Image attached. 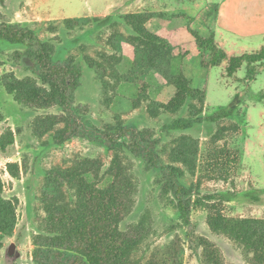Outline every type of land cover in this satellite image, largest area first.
Listing matches in <instances>:
<instances>
[{"label": "rangeland", "instance_id": "obj_1", "mask_svg": "<svg viewBox=\"0 0 264 264\" xmlns=\"http://www.w3.org/2000/svg\"><path fill=\"white\" fill-rule=\"evenodd\" d=\"M145 1L147 0H0V23L34 30L41 40L53 46L56 59L73 58L81 64L83 78L75 93V104L88 109V115L83 120L92 128L102 130L108 126L126 124L142 131L147 130L161 141L159 148L164 152L162 159L167 165L173 163V150L198 148L195 174L190 173L187 166L181 163L175 165L185 170L186 182L199 185L203 195H234L231 202H224L221 206L229 217L264 220V102L255 99L264 92V67L256 80L251 82L246 81L249 70L247 64L235 76L228 75L227 62L208 72L202 66L201 53L192 36L193 42L181 33V45H177L178 57H175V48L168 37L173 48L172 74L182 73L192 81L193 87L200 90L207 88L205 115L211 116L221 109L234 110L231 118L219 124L206 121L193 130L181 133L168 130L166 126L176 118L187 117L188 110L179 114H153L148 103L138 102L140 85L122 82L116 87L109 70L104 78L109 87L105 89L97 72L86 63V57L100 63L104 62V57L119 58L117 50L121 46L123 59L115 64V69L121 75L131 72L136 58L135 49L125 41L130 37V30L125 19L121 18L130 14L147 13ZM220 1L222 0H208L209 3L200 6L194 0H167L171 6L169 10L150 13H166L160 19H155L165 28L178 20L181 21V30L183 27L186 31L192 28L204 38L214 35L219 44L223 35L215 27V15ZM212 2L215 5H210ZM211 15L213 22L209 25ZM68 18L82 19L86 23L84 27L70 31L63 25ZM98 18H109V21L94 22ZM112 21L118 22L119 26L111 27ZM260 40L254 41L255 46ZM223 43L222 48L233 54V49L225 45V37ZM3 50L5 53L0 71V137L7 130H12L17 138L7 152L0 151V172L5 183V197L18 198L19 206L15 232L12 237L5 239L0 249V264H34L32 254L34 239L38 235V217L44 215L42 198L47 191V177L51 171L70 170L89 160L94 163L100 179L104 181L102 187H105L112 181L108 173L116 157L132 185V209L125 221L126 225L144 223L149 231V236L136 254V260L147 264L160 259L171 246L176 234L184 237V233L177 228L179 220L175 209L167 198L162 197L158 171L151 170L143 159L126 150L106 148L88 134H81L79 138L62 146L57 145L52 131L36 125L38 117H47L53 111L23 108L4 87L7 79L27 83L34 81L40 86L30 60H14L15 51L23 52L21 47L3 45ZM251 52L255 53L249 51L243 54H252ZM232 54L231 57L234 56ZM175 62H178L177 73L173 71ZM147 82L151 86L149 96L154 102L167 104L173 97L174 88L157 71L149 74ZM133 102L138 103L134 105ZM219 128L226 130L223 138L213 141ZM230 153L237 154L239 161L232 175L227 176L222 172L224 160L222 165L220 160ZM8 163L20 164L23 169L20 180L9 175ZM87 178L94 182L92 175ZM207 219V211L194 212L192 220L198 236L206 237L221 249L225 264H250L238 244L210 230ZM200 255V250L199 253L195 252L186 245L184 264H201Z\"/></svg>", "mask_w": 264, "mask_h": 264}, {"label": "trees", "instance_id": "obj_2", "mask_svg": "<svg viewBox=\"0 0 264 264\" xmlns=\"http://www.w3.org/2000/svg\"><path fill=\"white\" fill-rule=\"evenodd\" d=\"M164 15L167 14L143 12L121 18L125 19L130 30V37L125 41L135 49L136 58L129 74L121 75L115 69V64L123 59L121 46L117 50L119 58L104 57V62L100 63L86 57V63L97 72L105 89L109 87L104 79L109 70L116 87L122 82L140 85L138 102L148 103L153 114H179L188 110V116L174 119L166 126L168 130L182 133L206 121L219 124L231 118L233 109H221L206 116L207 88L200 90L193 87L192 81L182 73L172 74L174 58L169 40L155 35L147 27L150 20L160 19ZM108 19L98 18L94 22L103 23ZM84 23L86 21L82 19L68 18L63 25L71 31L84 27ZM110 25L119 26L115 21ZM188 31L201 52L202 66L208 72L227 62L228 75L235 76L247 64L249 70L246 81L251 82L256 80L264 67V47L252 54L230 57L214 35L204 38L192 28ZM3 45L21 47L23 52L15 51L14 60L20 62L24 58L29 59L40 82L39 86L34 81L27 83L7 79L4 82L6 91L23 108L53 111L47 117H38L36 125L52 131L57 145L62 146L81 134H88L106 148L126 150L143 159L151 170L158 171L162 197L167 198L175 209L179 220L177 228L182 230L184 237L176 234L160 259L147 264H184L186 245L195 252L201 251V264H225L221 249L197 234L192 218L194 212L199 210L208 212L210 230L238 244L250 264H264V220L227 216L221 206L224 202H231L234 195H203L199 185L186 182L185 170L175 166L181 163L195 174L198 148L173 150V163L167 165L162 159L164 152L159 148L161 141L147 130L142 131L126 124L108 126L102 130L92 128L83 120L88 115V109L75 104V93L83 78L81 64L73 58L56 59L53 46L41 40L34 30L3 22L0 23V71L5 53ZM152 71H157L174 88V95L167 104L156 103L149 96L151 86L147 79ZM255 99L264 102V92ZM225 131L219 128L213 141H220ZM16 138L12 130H7L0 137V151L7 152L16 143ZM238 161L237 154H225L220 160L222 172L231 176ZM7 171L13 179L20 180L22 177L23 169L18 163H8ZM88 175L93 176L94 182L87 178ZM108 175L112 181L102 187L104 181L100 179L94 163L89 160L70 170H56L48 174L47 191L42 198L44 215L38 217V235L34 239V264H142L136 260V254L149 236V231L144 223L126 225L125 221L132 209V185L118 157L114 159ZM18 206V198L5 197V183L0 172V249L5 239L12 237L15 232Z\"/></svg>", "mask_w": 264, "mask_h": 264}, {"label": "crops", "instance_id": "obj_3", "mask_svg": "<svg viewBox=\"0 0 264 264\" xmlns=\"http://www.w3.org/2000/svg\"><path fill=\"white\" fill-rule=\"evenodd\" d=\"M145 2L147 3L145 6L147 12L166 11L171 7L167 0H147ZM194 2L200 6L209 3L208 0H194ZM212 4L213 2L210 5ZM217 10L215 27L219 28L220 34L225 37L226 47L234 51L232 54L226 49L229 56L231 54L241 55L249 51L258 52L264 47V0H222L217 4ZM212 20L211 15L209 25L213 22ZM177 27L180 28L175 29ZM148 29L161 38H171L175 48V57L179 56L177 45H181V33L193 42L188 31L184 30V27L181 30V21L178 20L174 21L169 28H165L154 19L148 23ZM170 31H172L171 35ZM223 37L222 41H219L221 47H224ZM256 39H261L257 46H255ZM173 67V71L177 73L178 62H175Z\"/></svg>", "mask_w": 264, "mask_h": 264}]
</instances>
